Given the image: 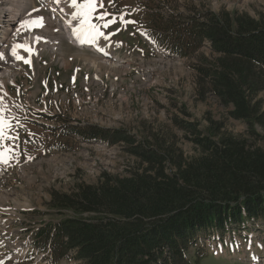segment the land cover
<instances>
[{
	"label": "rangeland",
	"instance_id": "obj_1",
	"mask_svg": "<svg viewBox=\"0 0 264 264\" xmlns=\"http://www.w3.org/2000/svg\"><path fill=\"white\" fill-rule=\"evenodd\" d=\"M33 1V10H43L40 1ZM130 9L138 11L137 20L144 9V20L151 9L165 18L175 16V22L221 12L256 19L264 13V0H96L92 18L103 16L100 20L106 21L110 15ZM70 10L76 12L74 7ZM38 12L30 20L40 17ZM47 14L44 15L49 19ZM137 20L126 34L103 40L110 47L124 45L144 56L122 58L121 62L130 67L119 73L100 64L103 61L98 66L104 67L95 69L93 61L98 57L71 46L67 39L58 54L36 45L34 55H27L33 67L20 62L18 69H13L11 60L0 64V74L7 70L14 74V83L4 80L7 96L0 92L2 116L11 124L5 131L8 138L0 141V151L7 157L6 162H0L7 172L5 177L3 173L0 176L4 177L0 180V204L8 207L0 220L9 225L7 232L0 231V239L11 243L0 247V264H47L48 256L41 257L29 246L35 230L58 224L65 217L48 206L51 193L71 194L77 185L97 184L105 173L125 176L129 170H137L141 160L133 155L135 148L157 147L159 142L188 162L200 155L195 134L204 137L215 133L238 139L247 136L246 124L231 117V106H223L209 94L199 96L195 66L212 57L211 45L203 44L191 59L160 53L155 56L136 35V30L141 31ZM28 26L40 30L38 25ZM41 32L53 40L47 29ZM21 36L24 39L26 35ZM75 72L77 79L73 80ZM259 100L264 112V92L259 94ZM69 128H96L112 135L120 131L133 144L109 143L105 139L86 141L82 135H67ZM173 172L171 164H167V173ZM214 238L204 244L209 257L202 264H264V225L251 226L242 235L233 233L224 241L216 242ZM24 244L29 248L14 246Z\"/></svg>",
	"mask_w": 264,
	"mask_h": 264
},
{
	"label": "trees",
	"instance_id": "obj_2",
	"mask_svg": "<svg viewBox=\"0 0 264 264\" xmlns=\"http://www.w3.org/2000/svg\"><path fill=\"white\" fill-rule=\"evenodd\" d=\"M175 18L150 13L149 30L181 58H193L204 42L211 45L212 57L195 66L199 96L231 106L247 136L197 132L200 155L188 162L159 142L141 146L132 151L143 168L125 176L105 173L71 194L51 193L48 206L65 217L36 237L44 251L50 247L53 264H202L209 240L264 225V13L256 19L225 12L189 22ZM69 133L133 144L120 131Z\"/></svg>",
	"mask_w": 264,
	"mask_h": 264
},
{
	"label": "bare ground",
	"instance_id": "obj_3",
	"mask_svg": "<svg viewBox=\"0 0 264 264\" xmlns=\"http://www.w3.org/2000/svg\"><path fill=\"white\" fill-rule=\"evenodd\" d=\"M0 21L3 23L4 26H6L9 29V33L4 35L2 38H0V53H3V58L0 59V64H6L11 60L10 67L13 69H18L16 65L22 61V59H18L17 56L23 57V59H28L27 55L29 56L34 55V51L36 50V45H43L46 49L50 50L53 54H58L61 51L63 41L67 39L66 35H64L61 31V29L58 28V26H55L57 24L56 21H54L53 24H50L47 19H45V16L41 14V12H38L40 14V17H43V20L41 24H38L40 27V30H38L37 33H34L31 35L30 29H26V25H24V21L30 20L34 13H30V11L33 10L34 1L33 0H0ZM72 4V3H71ZM4 6H8L7 8H2ZM30 13V14H28ZM73 13V12H70ZM72 15V14H70ZM40 17H35L34 20L39 19ZM22 25H24L22 27ZM28 26V25H27ZM26 27V28H25ZM29 27V26H28ZM38 27V29H39ZM47 29L49 32L48 35L53 36V40L46 39L44 34H42L41 30ZM25 34L23 39V35ZM47 35V34H46ZM37 37H40L39 41H37ZM93 43V42H92ZM17 45H25L27 48H30L31 51L26 50L25 47H17ZM95 43V47H96ZM13 48H16V55L12 54ZM8 49V50H7ZM44 50V49H43ZM20 55H17V54ZM30 56V57H31ZM82 56V55H80ZM79 57V56H78ZM84 57V56H83ZM96 58V57H95ZM80 59V58H79ZM92 59V58H91ZM83 60V59H82ZM87 60V59H84ZM89 61V60H88ZM92 61V60H91ZM102 62V60L99 58L94 59L93 66L95 65V69H100V67H104L102 65H105L113 70L114 73H119L118 71L123 70L124 67L128 68L130 67L129 64H114L111 62L103 61L102 65H99V62ZM24 62V60H23ZM85 63V62H84ZM109 64H112L110 66ZM30 65L33 67L34 64L31 62ZM93 67L92 65H90ZM5 69V66L3 67ZM8 68V67H6ZM10 68V69H11ZM68 68V67H67ZM9 69V68H8ZM6 70V69H5ZM13 71L7 70L5 73L0 74V92L6 94L8 93L7 86L4 85V80L10 81L14 83V80L12 81L13 77ZM2 174H0L1 176ZM3 202V197L1 199ZM6 203V202H4ZM20 206V205H19ZM18 206V207H19ZM25 207V206H24Z\"/></svg>",
	"mask_w": 264,
	"mask_h": 264
},
{
	"label": "snow or ice",
	"instance_id": "obj_4",
	"mask_svg": "<svg viewBox=\"0 0 264 264\" xmlns=\"http://www.w3.org/2000/svg\"><path fill=\"white\" fill-rule=\"evenodd\" d=\"M59 2V0H57ZM72 7L76 9V12L73 15V20L79 19V27L75 29L76 35L79 38L88 39L90 42L95 41L98 37L102 36L103 33L99 30V26L92 23V14L96 8V0H84L83 3H78L77 0H72ZM104 17L101 16L100 19ZM43 17H40L37 20H26L24 25H38L41 24ZM134 23V22H133ZM22 25V27L24 26ZM104 27H108L107 24ZM40 37H37L39 41ZM17 47H25L26 50L31 51L30 48H27L25 45H17ZM12 54L16 55V48H13ZM3 58V53H0V59ZM18 59H23V57L17 56ZM30 63V61H25ZM3 108L0 107V141L7 139L5 136V131L7 128L11 127V124L5 120L2 116ZM7 157L3 151H0V162H6Z\"/></svg>",
	"mask_w": 264,
	"mask_h": 264
}]
</instances>
